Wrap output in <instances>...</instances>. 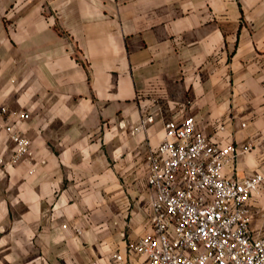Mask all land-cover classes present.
Returning <instances> with one entry per match:
<instances>
[{"label": "crops", "instance_id": "1", "mask_svg": "<svg viewBox=\"0 0 264 264\" xmlns=\"http://www.w3.org/2000/svg\"><path fill=\"white\" fill-rule=\"evenodd\" d=\"M0 40L4 119L33 152L12 164L0 133V264L125 254L150 230L146 158L165 121L252 144L226 176L264 172V0H0ZM251 212L264 237V190Z\"/></svg>", "mask_w": 264, "mask_h": 264}, {"label": "built area", "instance_id": "2", "mask_svg": "<svg viewBox=\"0 0 264 264\" xmlns=\"http://www.w3.org/2000/svg\"><path fill=\"white\" fill-rule=\"evenodd\" d=\"M2 44L0 40V48ZM155 112L135 131L155 123ZM7 113L0 105V133L6 131L15 143L11 163L16 164L33 152L31 141L15 131L19 121H5ZM253 148L213 141L192 115L165 121L162 142L150 147L146 158L150 230L129 244L125 254L112 253L109 264H264V237L256 236L251 224V202L264 190V172L243 179L226 176ZM82 233L74 228L75 235Z\"/></svg>", "mask_w": 264, "mask_h": 264}]
</instances>
